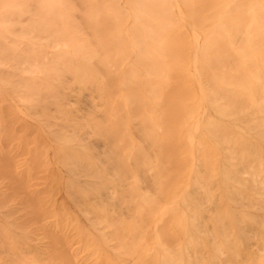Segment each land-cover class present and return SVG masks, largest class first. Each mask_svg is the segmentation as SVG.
Instances as JSON below:
<instances>
[{"label": "bare ground", "instance_id": "bare-ground-1", "mask_svg": "<svg viewBox=\"0 0 264 264\" xmlns=\"http://www.w3.org/2000/svg\"><path fill=\"white\" fill-rule=\"evenodd\" d=\"M0 264H264V0H0Z\"/></svg>", "mask_w": 264, "mask_h": 264}, {"label": "rangeland", "instance_id": "rangeland-1", "mask_svg": "<svg viewBox=\"0 0 264 264\" xmlns=\"http://www.w3.org/2000/svg\"><path fill=\"white\" fill-rule=\"evenodd\" d=\"M62 193H63V191H62V192L60 191L59 194L57 195V199H58V200L61 199V197L63 196ZM68 206H70V207H69L70 210H74V209H72V208H74V207H72V206H73L72 204L69 203Z\"/></svg>", "mask_w": 264, "mask_h": 264}]
</instances>
